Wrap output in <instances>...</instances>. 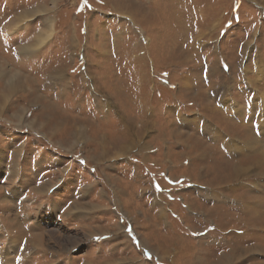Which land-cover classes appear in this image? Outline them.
<instances>
[{
    "label": "rangeland",
    "instance_id": "374dc122",
    "mask_svg": "<svg viewBox=\"0 0 264 264\" xmlns=\"http://www.w3.org/2000/svg\"><path fill=\"white\" fill-rule=\"evenodd\" d=\"M263 153L264 0H0V264H264Z\"/></svg>",
    "mask_w": 264,
    "mask_h": 264
},
{
    "label": "bare ground",
    "instance_id": "6f19581e",
    "mask_svg": "<svg viewBox=\"0 0 264 264\" xmlns=\"http://www.w3.org/2000/svg\"><path fill=\"white\" fill-rule=\"evenodd\" d=\"M47 23V22H46ZM45 23V24H46ZM49 26V21H48V25H47V27ZM49 35H50V30H49V33H47V31H43V32H40V35L36 38V40L34 41V44L32 45V46H30V47H28V50L26 49V52L28 51V52H30V48H36V47H38L39 45H41V44H43L44 42H45V40H47L48 39V37H49ZM22 52H24V49H22ZM25 53V52H24ZM258 102V101H257ZM239 109V108H238ZM237 109V110H238ZM238 112H239V110H238ZM254 115V114H253ZM259 129V128H258ZM251 131V130H250ZM249 130L247 131L246 130V133L249 135V136H252V137H256L253 133H251ZM243 143V142H242ZM261 145V144H260ZM255 146H258V143L257 142H252V140L250 139V138H248V140H246V142L245 143H243V147H245L246 148V150H249V151H251V152H253L254 153V151L256 152V154H258V151H257V149H256V147ZM229 148H230V146H229ZM244 149V148H243ZM241 150V149H240ZM247 152V151H246ZM263 155H264V153H263ZM254 165L255 166H258V167H262V166H264V157H257L255 160H254ZM237 171H238V169H234V176L236 175V173H237ZM25 258V257H24Z\"/></svg>",
    "mask_w": 264,
    "mask_h": 264
}]
</instances>
